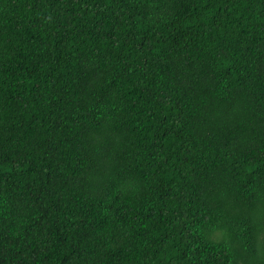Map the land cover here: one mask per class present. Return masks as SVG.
Listing matches in <instances>:
<instances>
[{
  "label": "trees",
  "instance_id": "trees-1",
  "mask_svg": "<svg viewBox=\"0 0 264 264\" xmlns=\"http://www.w3.org/2000/svg\"><path fill=\"white\" fill-rule=\"evenodd\" d=\"M0 264H264V0H0Z\"/></svg>",
  "mask_w": 264,
  "mask_h": 264
}]
</instances>
